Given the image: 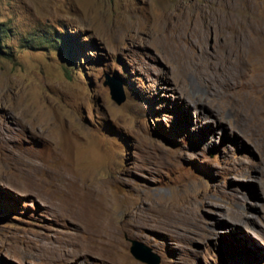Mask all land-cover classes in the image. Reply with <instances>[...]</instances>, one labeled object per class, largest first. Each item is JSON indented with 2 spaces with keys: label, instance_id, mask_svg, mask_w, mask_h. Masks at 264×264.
I'll return each instance as SVG.
<instances>
[{
  "label": "rangeland",
  "instance_id": "obj_1",
  "mask_svg": "<svg viewBox=\"0 0 264 264\" xmlns=\"http://www.w3.org/2000/svg\"><path fill=\"white\" fill-rule=\"evenodd\" d=\"M0 28V264H264V0H0Z\"/></svg>",
  "mask_w": 264,
  "mask_h": 264
},
{
  "label": "water",
  "instance_id": "obj_2",
  "mask_svg": "<svg viewBox=\"0 0 264 264\" xmlns=\"http://www.w3.org/2000/svg\"><path fill=\"white\" fill-rule=\"evenodd\" d=\"M103 85L108 87L111 99H113L117 104L123 101L124 96L121 91V84L118 81L113 78L106 77L105 80H103ZM129 252L135 259L144 264L159 263V257L151 253L147 246L135 239L130 240Z\"/></svg>",
  "mask_w": 264,
  "mask_h": 264
},
{
  "label": "trees",
  "instance_id": "obj_3",
  "mask_svg": "<svg viewBox=\"0 0 264 264\" xmlns=\"http://www.w3.org/2000/svg\"><path fill=\"white\" fill-rule=\"evenodd\" d=\"M3 29L2 28H0V42H1V37H2V33H3ZM44 38V37H43ZM61 39V38H60ZM46 40H48V39H45V41ZM64 52H66V54L69 52L68 50H64ZM66 59H68V60H72L73 58L70 56V54H67L66 55Z\"/></svg>",
  "mask_w": 264,
  "mask_h": 264
},
{
  "label": "bare ground",
  "instance_id": "obj_4",
  "mask_svg": "<svg viewBox=\"0 0 264 264\" xmlns=\"http://www.w3.org/2000/svg\"><path fill=\"white\" fill-rule=\"evenodd\" d=\"M100 219V218H99ZM104 223V222H103ZM107 230V229H106ZM108 231V230H107ZM111 233V232H110ZM113 234V233H112ZM110 238V237H109ZM112 238V237H111ZM113 240H114V238H113Z\"/></svg>",
  "mask_w": 264,
  "mask_h": 264
}]
</instances>
